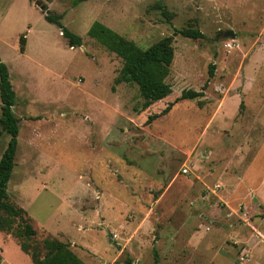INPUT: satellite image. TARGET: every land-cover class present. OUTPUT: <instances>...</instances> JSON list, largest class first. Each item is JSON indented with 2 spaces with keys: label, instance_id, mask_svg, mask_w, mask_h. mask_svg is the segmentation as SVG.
Wrapping results in <instances>:
<instances>
[{
  "label": "rangeland",
  "instance_id": "1",
  "mask_svg": "<svg viewBox=\"0 0 264 264\" xmlns=\"http://www.w3.org/2000/svg\"><path fill=\"white\" fill-rule=\"evenodd\" d=\"M73 1L0 0L18 127L7 193L35 231L0 230V264H44L45 238L67 264H264V0ZM95 22L142 49L171 37V93L142 109L135 85H115L121 60L87 36Z\"/></svg>",
  "mask_w": 264,
  "mask_h": 264
},
{
  "label": "trees",
  "instance_id": "2",
  "mask_svg": "<svg viewBox=\"0 0 264 264\" xmlns=\"http://www.w3.org/2000/svg\"><path fill=\"white\" fill-rule=\"evenodd\" d=\"M84 1L86 0H74L72 4L76 5ZM159 8L162 9L164 16H170L163 7L159 6ZM44 18L47 22L58 26L61 36L67 40L69 47L82 46V38L61 24L60 15L49 13ZM176 33L185 38L202 37L200 31L196 29L187 28L176 31ZM87 36L121 60V68L114 84L135 85L140 96L144 99L142 109L148 108L151 104L166 98L171 93L170 85L165 82L174 55L171 37L161 38L148 48L142 49L134 42L126 40L98 22L90 26ZM18 50L20 53L25 50L24 36H20L18 39ZM209 74L212 77V73ZM200 96H202V92L187 90L181 93L179 100L193 99ZM14 101L15 93L9 80L8 70L0 59V135L6 133L8 136L7 144L0 156V230L5 232L9 230L19 238L21 236L33 238L35 231L31 226V220L14 207L7 193L8 183L15 165L14 159L18 143L17 119L11 111ZM169 110L170 106L166 107L161 114H166ZM158 116H150L148 121ZM45 239L42 244H38L40 249L50 246L44 264H67V262H70L72 257L66 253L63 245H59L53 239ZM37 257V252H34L32 254L33 261H36ZM152 264H157L156 257Z\"/></svg>",
  "mask_w": 264,
  "mask_h": 264
},
{
  "label": "water",
  "instance_id": "3",
  "mask_svg": "<svg viewBox=\"0 0 264 264\" xmlns=\"http://www.w3.org/2000/svg\"><path fill=\"white\" fill-rule=\"evenodd\" d=\"M40 9L42 10L43 7H40ZM45 15H48L50 12L48 10L44 11ZM234 33L232 31H225L221 34V36L219 37H222V38H230V39H234Z\"/></svg>",
  "mask_w": 264,
  "mask_h": 264
},
{
  "label": "built area",
  "instance_id": "4",
  "mask_svg": "<svg viewBox=\"0 0 264 264\" xmlns=\"http://www.w3.org/2000/svg\"><path fill=\"white\" fill-rule=\"evenodd\" d=\"M228 48H231V44H227L226 45ZM182 171L184 172V173H186L187 172V170L186 169H182Z\"/></svg>",
  "mask_w": 264,
  "mask_h": 264
},
{
  "label": "crops",
  "instance_id": "5",
  "mask_svg": "<svg viewBox=\"0 0 264 264\" xmlns=\"http://www.w3.org/2000/svg\"><path fill=\"white\" fill-rule=\"evenodd\" d=\"M258 102L260 103V101H258ZM261 189H264V187H261V188H259V190H258V191H259V193H260V190H261Z\"/></svg>",
  "mask_w": 264,
  "mask_h": 264
}]
</instances>
